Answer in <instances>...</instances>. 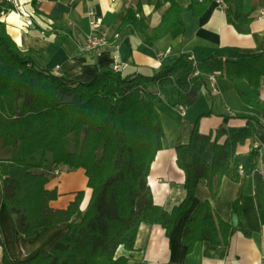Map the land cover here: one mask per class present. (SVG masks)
Instances as JSON below:
<instances>
[{"label":"trees","instance_id":"1","mask_svg":"<svg viewBox=\"0 0 264 264\" xmlns=\"http://www.w3.org/2000/svg\"><path fill=\"white\" fill-rule=\"evenodd\" d=\"M166 1L170 7L150 33L148 24L138 16L141 8L131 5L126 6L117 33L131 24L145 34L148 45H154L173 30L185 29V11L200 16L210 5V0H191L187 6L177 0ZM224 1L235 6L226 10L230 22L252 21L242 11V0ZM166 58L151 76L104 68L91 81H66L38 68L31 51L22 50L0 20V147L12 150L11 157L0 159L1 199L15 231L27 238H34L40 228L69 222L80 213L79 220L49 250L21 260L11 258L6 251L0 264H129L126 256H117V250L120 246L135 250L142 223L158 224L170 236L191 206L201 180H207L212 197L218 195L225 176L240 180L233 157L238 145L255 136V123L247 120L240 127L220 125L204 134L198 118L189 141L176 147L177 163L185 174L184 201L171 211L155 202L148 176L162 149L164 128L156 106L162 99L151 87L156 85L165 92L166 87L175 86L179 104L187 109L200 97L206 79L220 72L246 104L264 109L260 97L264 52L232 59L210 57L201 62L188 53H181L172 62ZM210 144L214 145V155L207 162L203 155ZM49 154L55 165L85 169L92 195L84 212L83 191L67 208L50 205L59 193L46 187L50 177L43 170ZM259 155V148L251 151L255 197L263 211L264 175L258 168ZM242 206L241 197L233 203L238 216ZM235 229L215 214L210 200H205L184 229L187 253L203 241L229 245Z\"/></svg>","mask_w":264,"mask_h":264},{"label":"crops","instance_id":"2","mask_svg":"<svg viewBox=\"0 0 264 264\" xmlns=\"http://www.w3.org/2000/svg\"><path fill=\"white\" fill-rule=\"evenodd\" d=\"M24 9L34 15L35 26L28 32L21 29L15 13L5 20L8 33L24 51H31V58L38 68L50 70L66 81H91L104 68L115 63H125L124 74L154 75L163 61L160 53L170 49L169 62L181 53H188L196 62L210 57L236 58L241 54L264 52V0H242V11L252 21L230 22L224 0H210L207 10L200 16L192 11L183 13L185 29L177 28L159 39L154 45L146 43V36L129 24L117 33L118 24L127 5L141 8L138 16L150 29L158 26L170 7L166 0H45L32 4V0H21ZM187 6L191 0H177ZM93 8L103 18L101 31L110 44L98 50H83L84 31L88 30V10ZM52 21V22H49ZM116 35H119L116 37ZM215 88V91L213 90ZM162 101L156 106L160 112L164 136L162 149L152 163L148 184L157 204L171 211L186 197L185 174L178 166L176 147L187 143L199 118L200 132L208 134L220 125L240 127L251 120L257 127L254 137L237 147L233 166L240 169V180L225 176L220 191L212 197L207 180L198 184L193 202L167 236L158 224L142 223L136 238L135 250L120 246L117 256H126L129 264H260L264 260V210L260 211L255 193L251 151L259 148L258 168L264 175V109L246 104L234 84L220 72L213 83L209 77L202 87L198 100L187 109H181L179 93L175 86L161 92L158 86L151 87ZM264 100V79L260 88ZM224 138L220 139L223 142ZM10 147H0V159L11 157ZM214 145L210 144L204 159L211 162ZM42 171V170H41ZM40 171V172H41ZM50 181L48 189H56L57 199L50 205L64 209L76 199L79 191L84 192L81 212H84L92 195L88 177L83 168L55 165L52 154L48 155L47 167L43 170ZM242 198L241 215L233 210V203ZM210 200L215 214L232 223L238 216L236 229L229 245H213L208 241L198 242L187 253L183 232L195 208ZM80 218V213L71 221L51 227L40 228L34 238L17 233L8 209L0 196V261L5 252L13 259H26L37 252L49 250ZM234 225V224H233ZM247 231L249 233H247Z\"/></svg>","mask_w":264,"mask_h":264},{"label":"built area","instance_id":"3","mask_svg":"<svg viewBox=\"0 0 264 264\" xmlns=\"http://www.w3.org/2000/svg\"><path fill=\"white\" fill-rule=\"evenodd\" d=\"M45 0H36L37 3H40ZM75 0H72V2ZM15 13L18 17L20 27L23 31L28 32L30 28L35 26L34 15L29 13L24 9L21 0H0V20L5 22L10 14ZM52 22V21H49ZM6 23V22H5ZM88 30L84 31L85 41L81 46L83 50H100L110 44L108 36L101 31L103 24V18L96 13L93 8L88 10ZM7 25V24H6ZM119 35H116L118 37ZM170 49H167L165 52L160 53V57L163 59L168 56ZM126 65L114 64L113 69L116 71H123ZM216 72L209 76V79L214 83L217 78ZM215 91V88H213ZM183 110V108L181 107ZM264 264V260L260 263Z\"/></svg>","mask_w":264,"mask_h":264},{"label":"water","instance_id":"4","mask_svg":"<svg viewBox=\"0 0 264 264\" xmlns=\"http://www.w3.org/2000/svg\"><path fill=\"white\" fill-rule=\"evenodd\" d=\"M237 221H238V216L237 215H234L233 219H232V222L233 224L236 226L237 224Z\"/></svg>","mask_w":264,"mask_h":264},{"label":"rangeland","instance_id":"5","mask_svg":"<svg viewBox=\"0 0 264 264\" xmlns=\"http://www.w3.org/2000/svg\"><path fill=\"white\" fill-rule=\"evenodd\" d=\"M116 64V63H115ZM118 64V63H117ZM119 64H121V65H126L125 63H119ZM127 66V65H126ZM126 68V67H125ZM182 108H184V107H182ZM185 109V108H184Z\"/></svg>","mask_w":264,"mask_h":264}]
</instances>
